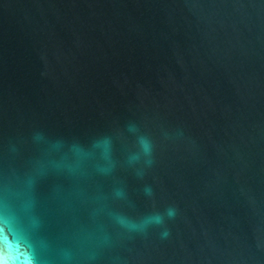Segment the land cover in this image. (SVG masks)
<instances>
[{
	"label": "water",
	"instance_id": "water-1",
	"mask_svg": "<svg viewBox=\"0 0 264 264\" xmlns=\"http://www.w3.org/2000/svg\"><path fill=\"white\" fill-rule=\"evenodd\" d=\"M0 264H264V0H0Z\"/></svg>",
	"mask_w": 264,
	"mask_h": 264
},
{
	"label": "clouds",
	"instance_id": "clouds-1",
	"mask_svg": "<svg viewBox=\"0 0 264 264\" xmlns=\"http://www.w3.org/2000/svg\"><path fill=\"white\" fill-rule=\"evenodd\" d=\"M171 214H172V212H171V210H170V211H169V215H171ZM160 219H161V217H159V216L155 217V220H156L157 222H159Z\"/></svg>",
	"mask_w": 264,
	"mask_h": 264
}]
</instances>
